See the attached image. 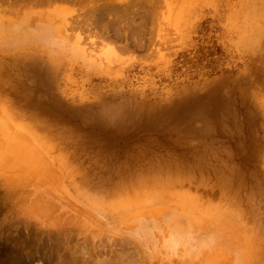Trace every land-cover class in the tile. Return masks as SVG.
I'll return each mask as SVG.
<instances>
[{
	"label": "rangeland",
	"instance_id": "374dc122",
	"mask_svg": "<svg viewBox=\"0 0 264 264\" xmlns=\"http://www.w3.org/2000/svg\"><path fill=\"white\" fill-rule=\"evenodd\" d=\"M0 264H264V0H0Z\"/></svg>",
	"mask_w": 264,
	"mask_h": 264
},
{
	"label": "bare ground",
	"instance_id": "6f19581e",
	"mask_svg": "<svg viewBox=\"0 0 264 264\" xmlns=\"http://www.w3.org/2000/svg\"><path fill=\"white\" fill-rule=\"evenodd\" d=\"M48 32V31H47Z\"/></svg>",
	"mask_w": 264,
	"mask_h": 264
}]
</instances>
